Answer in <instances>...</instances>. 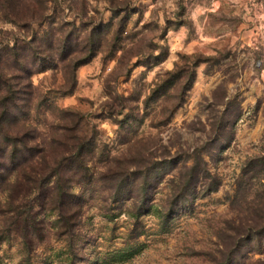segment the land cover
<instances>
[{
  "label": "rangeland",
  "instance_id": "374dc122",
  "mask_svg": "<svg viewBox=\"0 0 264 264\" xmlns=\"http://www.w3.org/2000/svg\"><path fill=\"white\" fill-rule=\"evenodd\" d=\"M14 42L29 71L9 55ZM32 45L40 56L53 55L48 68L35 69ZM0 52L3 69L21 75L14 79L26 91L28 113L19 125L47 146L60 124H70L62 111L72 110L97 143L91 181L72 186L86 199L72 235L58 232L56 212L40 208L33 192L0 191V264H226L234 256L264 264V234L228 248L232 225L252 217L264 189L262 175L247 203L232 207L243 165L264 153V0H15L0 5ZM177 70L189 88L169 115L177 98L150 94ZM226 109L232 138L218 158L205 154L218 188L164 221L177 205L183 160L191 162L192 147ZM128 114L140 118L130 130L116 122ZM179 154L161 176L162 160ZM116 170H127L131 198L115 199L122 192ZM26 200L44 219L41 239L32 228L25 238L21 217L10 210Z\"/></svg>",
  "mask_w": 264,
  "mask_h": 264
},
{
  "label": "trees",
  "instance_id": "16d2710c",
  "mask_svg": "<svg viewBox=\"0 0 264 264\" xmlns=\"http://www.w3.org/2000/svg\"><path fill=\"white\" fill-rule=\"evenodd\" d=\"M2 2L4 3L1 4ZM14 2L15 0H2L0 5L9 7ZM13 20L16 22L15 19ZM8 50L11 51L9 55L12 56L13 62L18 63L17 68L29 71L22 61H18L20 53L17 42H14ZM39 53L41 52H38L36 46L32 45L31 62L33 66L36 70L48 68L53 60V55L47 53L40 56ZM3 59V54L0 52V191L8 185L10 190H13L14 187V191H21L24 196L33 192L35 202L40 208L56 212L58 232L72 235L76 231L81 209L86 200L84 193L73 191L72 186L91 181L92 172L88 162L95 157L97 151L96 136L80 127L83 115L72 110L62 111L64 117L70 119V124H60L59 128L62 131L59 135L52 137L51 143L47 146L45 142L36 139L37 134L33 128L25 127L24 124L19 125L20 117H24L28 113V99L23 96L26 93L23 87L17 86L21 83L20 79H14L15 76L19 78L21 75L7 73L3 69ZM185 74L183 70L169 72L151 91L150 97L154 100L160 97L177 98L166 109L169 115L171 114L170 109L177 106L178 101L182 98V93L189 88V85L186 84L187 81L182 79ZM176 83H178L176 92L169 94ZM120 112L118 111V113ZM134 121H140V118L128 114L116 122L121 128L130 130L133 128ZM232 124L229 110H223L218 118L210 122V132L207 138L192 147L188 154L192 158L191 162L187 164L183 160L182 167L178 170L173 194L174 202L177 201L175 203L177 205L165 214L164 221H167V217H170L171 213L176 215L191 211L197 196H205L218 188L220 183L218 175L208 167L205 154L212 159L220 156L228 145V140L232 138V134L226 130L227 126H232ZM129 140L130 137L126 139L127 142ZM180 160L181 154L177 157L170 155L164 158L162 161L165 165L161 176L174 169ZM126 171L116 170L114 173L116 177L120 178L122 188V192L114 196L117 200L133 196L132 190L127 188L132 181L126 175ZM262 175H264V153L250 158L243 165L240 178L237 180L232 207L240 206L242 202L247 203L249 194L259 189L257 187H259V179L263 178ZM144 184L145 191L143 193L146 194L149 183L144 182ZM257 195L262 199L257 208L253 210L252 217L232 225L234 235L231 236L232 241L228 248L235 245L238 247L242 241L246 242L251 239L259 241V236H263L264 189ZM142 200H146V195L142 197ZM28 202L27 200L23 201L10 210H14L16 219L21 217L25 238H28L26 234H29V229L26 228H32L34 236L41 239L45 228L44 219L37 217L38 212H32L30 207L28 209ZM226 264L240 263L239 259L234 256V259H229Z\"/></svg>",
  "mask_w": 264,
  "mask_h": 264
}]
</instances>
